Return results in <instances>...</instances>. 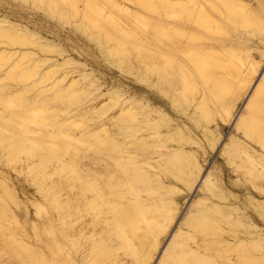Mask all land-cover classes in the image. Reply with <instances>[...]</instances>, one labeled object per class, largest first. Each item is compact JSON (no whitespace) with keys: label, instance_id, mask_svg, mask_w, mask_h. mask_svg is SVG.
Instances as JSON below:
<instances>
[{"label":"bare ground","instance_id":"6f19581e","mask_svg":"<svg viewBox=\"0 0 264 264\" xmlns=\"http://www.w3.org/2000/svg\"><path fill=\"white\" fill-rule=\"evenodd\" d=\"M32 1L65 19L0 0V264H264V0Z\"/></svg>","mask_w":264,"mask_h":264},{"label":"rangeland","instance_id":"374dc122","mask_svg":"<svg viewBox=\"0 0 264 264\" xmlns=\"http://www.w3.org/2000/svg\"><path fill=\"white\" fill-rule=\"evenodd\" d=\"M18 1H21L22 2V4L24 5V6H26V7H28V6H30L31 8H32V10L35 12V16L36 17H38V16H40V17H47L49 20H50V22H52L53 24L54 23H56L57 25H61L62 24V20H64L65 19V16L64 15H59L57 12H58V9H56L55 11H52L51 9H46L44 6H43V4L42 5H40L39 6V4L40 3H36L35 4V2H33L32 0H12V2H18ZM38 6V7H37ZM35 7H36V9H35ZM41 8V9H40ZM47 11V12H46ZM48 13V14H47ZM54 15H53V14ZM53 16V17H52ZM73 17V18H72ZM55 18V19H54ZM56 20V21H55ZM75 22V23H74ZM76 23H77V16H73V15H70V16H68V21L67 22H65L64 24H63V27L67 30V31H69V30H71V29H73V28H75L76 27ZM45 25L47 26V25H49V23H45ZM50 27H52V25H49ZM62 26V25H61ZM62 35H64V34H62ZM48 36H50L51 37V33H48ZM70 49H71V55L74 57V58H76V59H78V60H84L85 59V56L84 55H82V54H80V53H78L77 52V50H75V48L73 49V47L71 46V45H69L68 46ZM89 58V57H88ZM91 59V58H90ZM91 62H90V64L88 65V67L90 68L91 66H94L95 68H97V67H99V65L97 64H94V65H92L91 63H92V61L93 60H90ZM100 68V67H99ZM102 70H104V68H101ZM135 70H137V69H135ZM128 72V73H127ZM136 73H137V71H135ZM139 73H140V71H138ZM110 74L111 75H114L115 76V78H120L121 80H123L125 83H127V84H133V79H135V78H133L132 76H134V75H132V73H131V71H123L122 69H119V70H117V69H113V72L111 73L110 72ZM130 74V75H129ZM132 77V78H131ZM136 84H138V87H140V88H143L142 86H144V85H146L145 83H141V82H137ZM243 103H241L240 105H242ZM227 128L225 129V132L223 133L224 135L226 134V136L228 135V133L231 131V129L233 128V126H232V122H228L227 124ZM220 148H221V146H219ZM219 147H216V148H214V149H212L211 151V155H210V162L212 163L213 162V160L215 159V158H217L218 157V155L220 156V158L223 160V161H225V156L224 155H222V154H220V148ZM211 163H209V167H210V165H211ZM198 184H200V183H198ZM197 188H199V186H197ZM191 196H189V198L188 199H191V198H193L194 197V195H195V193H193V191L191 192V194H190Z\"/></svg>","mask_w":264,"mask_h":264}]
</instances>
